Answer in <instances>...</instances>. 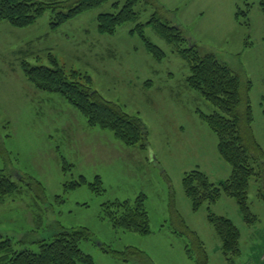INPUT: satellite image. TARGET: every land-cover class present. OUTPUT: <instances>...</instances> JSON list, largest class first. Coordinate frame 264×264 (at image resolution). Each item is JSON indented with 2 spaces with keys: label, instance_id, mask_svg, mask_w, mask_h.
<instances>
[{
  "label": "rangeland",
  "instance_id": "obj_1",
  "mask_svg": "<svg viewBox=\"0 0 264 264\" xmlns=\"http://www.w3.org/2000/svg\"><path fill=\"white\" fill-rule=\"evenodd\" d=\"M125 1L109 0L56 29L49 11L22 29L0 21V169L17 187L0 201V234L11 238L16 250L37 252L39 242L50 241L61 227L83 226L90 237L79 247L95 264H193L198 252L187 227L203 242L207 264H264V202L257 177L250 178L247 191L250 210L258 217L251 226L232 198L222 196L198 211L191 209L182 188L185 172L199 169L215 184L230 175L216 136L200 116L216 109L186 87L187 63L152 26L144 27V36L163 50L161 60L148 53L137 32L130 33L137 22L125 23L113 35L98 33L97 15L118 11ZM153 1L158 6L135 5L139 23L159 11L189 45L216 55L250 83L251 132L264 152V13L259 0ZM248 4V14L237 19L236 10L243 12ZM52 58L60 67L89 75L104 99L139 117L145 146H125L111 131L90 127L59 94L34 88L21 62L53 67ZM96 175L104 189L100 193L90 186ZM76 181L80 185L70 187ZM140 194L149 234L114 229L101 219L103 203L132 201ZM174 209L180 218L172 217ZM209 212L231 219L240 231L241 252L231 261L207 221ZM188 245L193 258L186 254ZM126 248L132 249L127 260L111 251Z\"/></svg>",
  "mask_w": 264,
  "mask_h": 264
},
{
  "label": "trees",
  "instance_id": "obj_2",
  "mask_svg": "<svg viewBox=\"0 0 264 264\" xmlns=\"http://www.w3.org/2000/svg\"><path fill=\"white\" fill-rule=\"evenodd\" d=\"M109 0H0V21H5L15 28H26L36 22L46 11L51 13L50 26L56 29L80 14L95 9ZM142 1L154 5L153 0H126L115 12H101L96 17L97 31L100 34L113 35L118 27L128 22H137L130 33L137 32L148 53L161 60L165 53L144 36V27L150 25L174 52L188 65L185 78L186 87L198 92L216 110L211 114L200 116L210 131L216 136L217 150L220 157L230 166V175L217 184L208 176L194 169L182 177V188L188 198L191 209L198 211L204 204L216 203L222 196L232 198L237 204L240 216L248 226L255 224L258 217L252 213L248 204V186L251 177L260 180L258 197L264 202V152L255 141L251 132L253 121L252 109L247 95L250 83L242 82L239 74L214 54H201L195 45H189L177 26L172 22L162 21L159 11L151 14L145 23H139V14L134 7ZM264 13V0H259ZM114 7L118 3H113ZM251 5L245 11L248 14ZM158 9V8H157ZM186 43V45H184ZM53 67L31 66L27 61L21 62V70L34 88L59 94L70 106L76 109L90 127L109 130L125 146L141 147L146 144V132L139 117L125 112L119 105L104 99L94 88L89 75L57 65L52 58ZM246 88L243 93V88ZM64 161V159H62ZM83 182L84 177H80ZM73 182L70 187L80 185ZM95 192L104 189L98 175L90 185ZM16 184L10 179L5 169H0V201L16 192ZM144 194L134 200H113L102 204L101 219H106L114 229L146 235L150 233L149 217L145 207ZM174 219L180 218L177 210L171 213ZM182 221V220H181ZM207 221L213 227L221 250L227 260L238 256L240 250V231L231 219L207 214ZM186 234L197 246V257L193 264H207L208 255L198 235L185 227ZM90 237V232L83 226L64 228L46 242H39L37 252L29 249L16 250L11 238L0 234V264H95L92 257L79 247L82 240ZM129 250L113 251L119 258L127 260ZM134 250V249H133ZM137 251V250H135ZM188 258H193V249L185 248ZM140 253V251H137Z\"/></svg>",
  "mask_w": 264,
  "mask_h": 264
}]
</instances>
